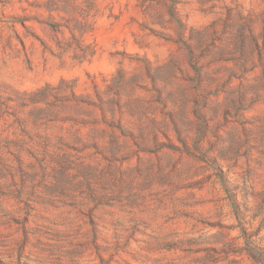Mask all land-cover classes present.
Instances as JSON below:
<instances>
[{
  "label": "rangeland",
  "instance_id": "1",
  "mask_svg": "<svg viewBox=\"0 0 264 264\" xmlns=\"http://www.w3.org/2000/svg\"><path fill=\"white\" fill-rule=\"evenodd\" d=\"M0 264H264V0H0Z\"/></svg>",
  "mask_w": 264,
  "mask_h": 264
}]
</instances>
